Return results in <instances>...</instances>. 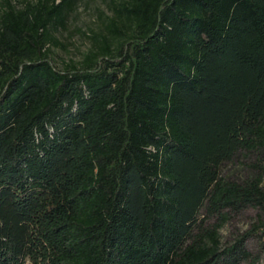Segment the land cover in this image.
<instances>
[{
  "label": "trees",
  "instance_id": "16d2710c",
  "mask_svg": "<svg viewBox=\"0 0 264 264\" xmlns=\"http://www.w3.org/2000/svg\"><path fill=\"white\" fill-rule=\"evenodd\" d=\"M77 0H0V264H255L264 0H118L79 60ZM251 157L250 173L222 166ZM260 211L223 243L230 214Z\"/></svg>",
  "mask_w": 264,
  "mask_h": 264
},
{
  "label": "rangeland",
  "instance_id": "374dc122",
  "mask_svg": "<svg viewBox=\"0 0 264 264\" xmlns=\"http://www.w3.org/2000/svg\"><path fill=\"white\" fill-rule=\"evenodd\" d=\"M23 3V0H14ZM34 1V0H32ZM118 0H77L75 9L68 15L65 26L53 31L55 41L50 44V58L58 68L70 60H79L91 46L90 36L96 32L105 31V23L112 14L111 5ZM251 157L244 153L237 155L229 163L222 166L223 175L227 177L250 173ZM260 211L256 207H246L236 214H230L228 220L219 230L223 243L241 236L257 223ZM264 242V240H263ZM246 248L252 256L258 257L255 264H264V248L260 250L261 242L255 236H248L245 240Z\"/></svg>",
  "mask_w": 264,
  "mask_h": 264
}]
</instances>
